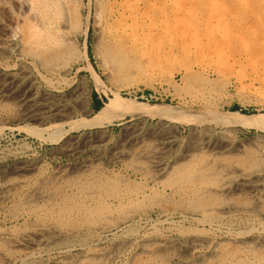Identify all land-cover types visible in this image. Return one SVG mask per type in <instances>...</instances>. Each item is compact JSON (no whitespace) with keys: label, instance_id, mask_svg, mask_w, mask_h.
I'll return each instance as SVG.
<instances>
[{"label":"rangeland","instance_id":"374dc122","mask_svg":"<svg viewBox=\"0 0 264 264\" xmlns=\"http://www.w3.org/2000/svg\"><path fill=\"white\" fill-rule=\"evenodd\" d=\"M112 1L66 0L70 5L68 6L78 13L75 17L77 18L76 23L69 24V27L64 32H61V38L59 37L56 43L49 47L50 50L48 52L52 54V58L44 60L48 66L40 65L38 67L37 61H32L27 56H21L20 53L14 50L8 51V54L7 52L0 53V122L3 124V126L1 125L2 129L0 126V187L7 185L15 178L18 180L22 179L25 184L8 191L12 192L11 194L15 201L21 195V192L24 195L38 178H49L50 181H48L47 188L51 189L50 186L53 187L60 184L64 181L65 176H71L74 174L72 172H76V170L78 172L82 168H87L86 172L90 173L91 169L96 171H91V173L94 176L97 175L98 178L105 182L104 187L112 184L116 186L115 190H109L108 188L103 190L101 198L109 204L118 205L116 207H123V209H132V207L134 209L143 205L153 207L154 211L152 210L150 213L147 218L148 221L141 225L142 228L140 227L137 230V217H134L123 224H118L116 229H113L116 238H123L121 236L130 229L133 231L137 230V234L135 240L133 238L134 242L132 240L125 249L126 251L123 250L115 255L109 264H132L133 262L135 264L136 261L148 257L145 253H140L139 236L149 230V222L160 218L158 209L164 206H171V199H169V202L168 198L173 197L176 200L173 198L172 202H179L183 206L187 204L185 202L187 197L183 192L175 194L171 192L170 187L153 182L147 176L151 168L143 166L140 170V168L136 169L129 163V160H132L130 157L134 156L136 152L138 153V151L145 148H150L151 150L152 147L153 150L159 151L163 146V148L167 147L166 149L169 150L166 153L168 163L173 165L174 161L182 160L181 158L185 151L191 149L195 143H210V147L214 146L215 149L211 147L209 150L204 148L207 151L204 149L196 150V153L201 154L204 152L201 157L205 160L210 159V168L216 169L218 166H226L229 169L242 159L249 161L250 154L254 157L255 163L253 160L252 163L256 168L264 167V16L261 15V19H251V15L247 12V8H254L263 12L264 0L263 2H261L262 0H244L245 3L243 0H137L138 2L129 0L132 4L139 5L140 9L142 8L139 11L140 13H145L138 17L139 21L136 23L134 30L126 32L128 38L126 36L117 48L114 45L109 48V39L102 23L99 22V17L97 18L99 13L97 10H101L102 6ZM156 1H158L157 4ZM260 4L262 5L260 6ZM98 5L100 6L98 7ZM244 6L247 7L244 9ZM241 9L245 10L247 15ZM213 10H215L214 13L212 12ZM237 16H240V18ZM96 22L99 24L97 25ZM253 27L254 29H252ZM203 28L205 29L202 30ZM236 32L240 34H238L239 37ZM207 33L208 35H206ZM225 33L228 35L227 38L224 35ZM128 34L132 35L134 40H131ZM253 34L254 36H252ZM212 36H214L215 41ZM240 36H243L242 38L245 41L242 42L244 39H241ZM62 37H64V40ZM216 37H218L217 40ZM204 40L207 42H204ZM212 41L213 43H211ZM210 45L213 46L210 47ZM206 46L209 50L204 48ZM223 46L224 49H222ZM247 47L248 49H246ZM213 48L216 52L219 50L217 53H220H214ZM210 49H213V51ZM202 52H205L204 55ZM221 52H223L224 56L221 55ZM201 53L202 58H200ZM43 55L46 56V52ZM217 56H220V58ZM221 57L226 60L223 59L220 62ZM198 58L200 59L198 60ZM28 61L31 62L28 63ZM218 62H220L219 65ZM233 63L235 64L233 65ZM198 64L201 65L199 66ZM237 67L240 69L237 70ZM64 69L65 72L63 73ZM21 70H26V75L23 76ZM196 84L198 85L196 86ZM114 94H118L127 100L134 99L135 102H140L141 105L132 103L131 111L126 110V108L116 109L103 118L100 128L81 125L83 121L91 118L94 112L107 102L109 98L113 97ZM60 105L62 109H60ZM147 105L150 107L158 106L156 107L158 112L142 113L140 107ZM45 108L51 109L50 112H47V116L45 115L41 119L30 116L32 111L33 113H39L38 111H44L46 110ZM35 109L36 111H34ZM26 110L27 114H25ZM231 112L244 114L245 117L243 118L250 122L243 126L238 125L231 128L224 126L220 122V118L222 116L231 118ZM28 114L29 117H27ZM133 131L136 132L134 133ZM64 144L70 147L69 150L64 151L62 149L65 146ZM127 146L131 149L129 148L130 153L125 155L126 157L123 156L125 159L123 157L116 158L117 155L115 154L120 151L119 149L122 147L128 149ZM238 151L239 155H237ZM228 153H231V155L235 154L231 157ZM155 154L158 153L155 152ZM246 154L247 157H245ZM225 155L229 156L226 157ZM235 155L237 156L236 158L234 157ZM237 159L240 160L238 161ZM15 167L18 170H15ZM160 176V180H162V177L166 178L164 175ZM207 176H209V173H207ZM218 179V177H215V180H210L208 182L209 187L210 185L211 187H216L219 182ZM230 186L232 187V192L230 193L234 194V196L230 194L228 197L229 193H227L224 197L220 196V198L225 202L229 201L237 205L241 203V205L248 208L250 206L253 208L254 204L259 201L253 208L254 217L257 216L256 218L258 219L257 223L249 219L251 215H248V217L245 214H236L233 217H225L226 221L224 219V223L230 232H227V234L217 232L219 235H216V232L211 234L212 232H208L205 230L206 228L204 229L205 231H203V228H197L200 226L192 219L178 216L174 218L173 223L161 222L162 224L158 223L157 227L165 232L171 230L173 234L179 231V234L187 236L189 233L193 234L196 232L195 234L200 235L209 234L208 236L213 237L215 240H219V238L225 239L222 247L226 250L233 247L238 249L239 247L237 250L239 258L247 259L249 261L248 264H253L254 262V264H263L264 197L260 196L259 200H257L256 197L253 199V195L248 193H240L239 195V192L235 191V189L233 190V184ZM161 187L163 188L161 189ZM163 196L164 198H162ZM178 198L181 200H177ZM240 198L241 200H239ZM245 199H248L249 203ZM12 200L2 201V204L9 205ZM152 200L153 202H151ZM155 204L157 205L155 206ZM116 213H119V209ZM188 216L192 215L188 214ZM194 216L197 215L194 214ZM21 220L11 219L9 215L4 213V210L2 212V209H0V230H4V228L19 230L23 228ZM135 221L136 223H134ZM16 222L18 225H16ZM259 224H262L261 228ZM170 225H173V227H169ZM227 229L226 231H228ZM238 232L240 237L235 239L228 238L229 234H234L235 236ZM258 235L260 237L262 235V237L259 238ZM111 237L108 236L100 244L102 247L104 246L105 250L111 246ZM243 238L247 239L243 240ZM179 241L180 239H174V244L171 248L157 252L158 256L161 255V258L165 255L161 259L163 264H187L189 261L190 263L194 262V264H217V262L209 261L207 258L200 259L199 256L203 255L202 250L187 253L184 250V244ZM243 245L246 246L244 247ZM197 257L199 260H196L198 259Z\"/></svg>","mask_w":264,"mask_h":264},{"label":"bare ground","instance_id":"6f19581e","mask_svg":"<svg viewBox=\"0 0 264 264\" xmlns=\"http://www.w3.org/2000/svg\"><path fill=\"white\" fill-rule=\"evenodd\" d=\"M245 1H247V0H245ZM98 2H99V0H98ZM157 2L158 1H156V4H157ZM208 2H207V4H208ZM243 2H244V0H243ZM261 2H263V0ZM249 3H250V1H249ZM258 3H259V1H258ZM68 5L69 4L66 2V0H0V53L2 54V53L7 52V54H8V51L14 50L15 52L17 51V53H20L21 56H24V57L27 56V58L31 59L32 61L33 60L37 61L38 65H39L38 67H40V65L45 67L47 64L45 63L44 60L46 58L47 59L52 58V54H50L48 52L50 50L49 47L50 46L52 47V45L56 43V40L59 39L60 36H62L61 32H64L69 27V24L72 25V24L76 23L75 21L77 18H75V17L77 16L78 13L75 12L76 10L74 11L73 8L71 9L69 7L70 5L69 6ZM94 5H96V4H94ZM243 5H245V4H243ZM261 5L262 4H260V6ZM99 6L100 5H98V7ZM161 6H163V5H161ZM258 6H259V4H258ZM246 7L247 6H244V9ZM95 8L97 10V6ZM240 8H242V7H240ZM141 9H140L139 5L132 4L129 0H113L111 3H106L104 6H102L101 10L98 9L97 10L99 12L98 14L95 11L97 14V18L99 17V22L102 23L103 28L105 29V32L108 36L109 48H111L113 45L115 46V48H117V46L120 45V42H122V40H124L126 38V36H127L126 32H128L129 30H131V32H132L134 30V28L136 27V23H138V21H139L138 17L142 16V14L145 13V12L140 13L139 11ZM263 9H264V7H263ZM247 10H248L247 12L251 15V19L252 18L261 19L260 16L261 15L264 16V11L263 12L261 11L262 12L261 13L260 11L254 9V8H250V9L247 8ZM200 11H201V9H200ZM212 12L214 13L215 10H213ZM96 14H94V15H96ZM240 14H241V12H240ZM182 15H183V13H182ZM245 15H247L246 11H245ZM185 16H187V15H185ZM226 17L229 18L228 16H226ZM238 18H240V16ZM242 18H244V17H242ZM159 19H161V18H159ZM211 19H212V17H211ZM235 19H236V16H235ZM96 21H98V20H96ZM208 23H209V21H208ZM260 23H262V22H260ZM96 24L98 25L99 23L96 22ZM234 26H236V25H234ZM234 26H232V27H234ZM232 27H231V29H232ZM254 27L252 29H254ZM204 29L205 28H203L202 30H204ZM207 29H208V27H207ZM136 30H137V28H136ZM225 30H227V29H225ZM231 31H230V33H231ZM169 32H171V31H169ZM234 32H235V30H234ZM234 32H232V33H234ZM250 33H249V35H250ZM238 34L239 33H237V35ZM128 35L131 37V40H134L132 35H130V34H128ZM206 35H208V33ZM224 35H226V33ZM224 35H223V37H224ZM239 35H238V37H239ZM241 35H243V34H241ZM199 36H201V35H199ZM227 36L228 35H226V38H227ZM252 36H254V34ZM64 37H62L63 40H64ZM212 37L214 38V36H212ZM212 37H211V39H212ZM242 37H241V39H244ZM127 38H128V36H127ZM217 38L218 37H216V40H217ZM205 39H207V38H205ZM236 39H238V38H236ZM223 40H225V39H223ZM168 41H169V38H168ZM187 41H188V39H187ZM214 41H215V38H214ZM243 41H245V39L242 40V42ZM204 42H207V41L204 40ZM208 42H209V40H208ZM211 43H213V41ZM223 43L225 44V42H223ZM250 44H252V43H250ZM254 45H256V44H254ZM212 46L210 45V47H212ZM241 47H242V45H241ZM178 48H179V46H178ZM204 48H207V46ZM214 48L216 49V47H214ZM225 48H226V46H225ZM213 49H210V50L213 51ZM215 49H214V51H215ZM222 49H224V46L222 47ZM246 49H248V47ZM204 50L207 51V50H209V48H207V50L206 49H204ZM212 51H211V53H213ZM45 52H46V56L43 55ZM196 52H197V50H196ZM217 52L215 51L214 53H216V54L220 53V52L219 53H217ZM178 53H180V52H178ZM202 53L200 54L201 57L199 56L200 58H202ZM204 53H203V55H204ZM211 53H210V55H211ZM222 53L223 52H221V55L224 56ZM224 54L226 56L225 52H224ZM194 55H197V54H194ZM247 55H246V57H248ZM205 56H206V54H205ZM220 56H217V57L220 58ZM244 56H245V54H244ZM215 57H216V55H215ZM200 58H198V60ZM223 59H225V58H223ZM223 59L221 57L220 62L223 61ZM252 59H253V57H252ZM201 60H203V59H201ZM206 60H207V57H206ZM24 61H25V59H24ZM227 61H228V59H227ZM29 62H31V61H28V63ZM220 62H218V65ZM204 63H205V61H204ZM201 64H202V62H201ZM222 64H223V62H222ZM226 64H228V63H226ZM234 64L235 63H233V65ZM34 66H37V65H34ZM221 66H224V65H221ZM231 66H232V63H231ZM203 67H201V68L203 69ZM225 67H227V66H225ZM228 68H230V67H228ZM42 69H44V68H42ZM49 69H52V68H49ZM65 69H64L63 73L65 72ZM239 69L237 67V70H239ZM53 70H55V69H53ZM27 71L29 72V70H27ZM234 71H235V69H234ZM21 74L23 76L26 75V70L22 71ZM15 75H19V74H15ZM1 76H3V75H1ZM242 77H241V79H242ZM197 85L198 84H196V86ZM132 103L133 104L136 103V105H141L140 102H135L134 99L133 100H131V99L127 100V99L122 98L118 94H114L113 97L109 98L107 100V102H105L97 111L94 112V114H93V116H91V118H88L87 120L83 121V123L81 125L82 126H85V125L95 126V127L100 128L102 126L101 123L103 121V118H105L107 115H109L110 113H112L116 109L118 110V109H125L126 108V110H130V108L133 106ZM156 107H158V106H156ZM156 107H150L147 105V106L140 107V110H142V113H145V112L146 113H151V112L154 113V111L158 112V109ZM33 109H34V107H33ZM36 109L34 111H36ZM41 109H43V108H41ZM60 109H62V106ZM50 110L51 109H46L44 111L40 110L41 112L38 111L39 113H36V112L33 113V111H32L31 112L32 115H30V116L31 117L34 116L36 118L41 119L46 114H48L47 112L48 111L50 112ZM135 113H136V111H135ZM231 113H232L231 118H226V117L224 118L223 116H222V118H220V122L222 124H224V126L231 128L232 126L233 127L238 126V125L243 126V125H246L250 122L249 120H245L243 118V117H245L244 114H239L237 112H231ZM25 114H27V110H26ZM20 117H23V116H20ZM27 117H29V114ZM51 117H52V115H51ZM1 125L3 126V124L0 122V126ZM2 126H1V129H2ZM130 133H132V132H130ZM132 138H135V137H132ZM165 141H166V139H165ZM209 144L210 143H208V144L195 143L191 149H188L185 151L184 155L181 158L182 160H178V161L176 160V162L174 161V164L172 163L173 165L170 164L171 166L169 165L168 158L166 156L167 155L166 153L169 152V150L166 149L167 147L163 148L164 147L163 145H162L163 147L159 151H157V150L155 151V149L153 150V147L151 150H150V148L149 149L145 148V149H141L140 151H138V153L136 152L134 154V156L130 157V158H132V160H129V163L133 167H135L136 169L140 168V170H141V168L143 166H145L147 168L148 167L151 168L150 172L147 173V176L150 179H152L153 182L155 181V182H158L159 184H163V186L165 185V186L170 187L172 193H175V194L178 193L179 194L180 192H183V194L187 197V198L184 197L187 199L185 201V202H187L186 206H183L182 204L180 205L179 202H172V199L174 198L172 196L173 198H168V200L171 199V202L169 200V202L171 203V206H166V207L164 206L163 208L158 209V212L160 214V218H157L156 220L149 222V224H150L149 230L146 232L142 231L143 233L139 236L140 237V240H139L140 246L139 247H140L141 252L139 250L138 251L140 253H145L146 255H148V257H146V258L144 257L145 259L140 260V261H136V262H138L137 264H163L162 263L163 261L161 259L164 258L165 255L162 256V258H161L160 257L161 255L158 256V253L162 250H167V249L171 248L174 244V239H178V240L180 239L179 242L184 244V247H185L184 250H186L187 253H193V252H196L198 250H200V251L202 250L203 255L199 256L200 259L207 258L209 261L217 262V264H248L249 261L247 259L244 260V259H242L243 257L239 258V256L237 255V252H238L237 250L239 249V247H238V249H236L237 245L235 246L236 248L233 247L232 249H228V250H226L224 247H222L225 239L219 238V240H215L213 237L208 236L209 234L208 235H205V234L200 235V234H195L196 232L193 234L189 233L187 236L179 234V231H176L178 233L174 232L176 234H173L172 233L173 231H171V230L169 232H165V231L159 229V227H157V224L161 223V222H167V223L172 222L173 223L174 218L176 216H178L180 218L192 219V220L196 221L195 223H197L200 226L197 228H203V231H205V230H207L208 232L211 231L212 232V233L210 232L211 234L216 232V235H219V234H217V232L226 233V234H227V232L228 233L230 232V230H228L227 227L225 226V223H224V219L226 221L225 217H233L236 214H242V215L245 214L247 216L251 215L249 219H251L254 222H256L258 220L256 218L257 216L254 217L255 215L253 214L254 213L253 208L257 203H259V201L256 204L253 203L254 204L253 208H251V206L248 208L244 205H241V203H240V205H237V204L230 203L229 201L225 202V201H223V199L220 198V196L224 197L225 194L229 193L227 195L229 197V195L232 194V193H230V192H232L231 191L232 187L230 185L233 184V187H234L233 190L235 189V191L239 192V195H240V193H248V194L253 195V197H254L253 199H255V197H256L257 200H259L260 196L264 197V167L262 166V168H256L255 165L252 163V160L254 162V157H252V154H250L249 161L248 160L246 161L243 159L241 161H239L240 159L239 160L237 159L239 162L236 164H233V166L230 165L231 168H229V169L226 168V166L225 167H221V166L217 167L216 165H218V164L215 165V167H217L216 169L210 168V166H211L210 165V162H211L210 159L205 160L204 158L201 157V156H203L202 154H204V152L201 154L196 153L197 152L196 150L200 151V150H203L204 148H207V150H209V148L211 149L212 146L210 147ZM64 145L65 146H63L62 149L64 151L69 150L70 147L66 144H64ZM123 147L121 149H119L120 151H118L117 154H115V155H117L116 158H122L123 156L130 153V150H129L130 147L127 146L128 149H125ZM237 147H239V146H237ZM212 148H214V146ZM207 150H205V151H207ZM155 152L158 154H155ZM231 153L230 154L228 153V154L231 155ZM235 153H233V154H235ZM220 154H222V153H220ZM253 154H254V152H253ZM229 155H225V156L228 157ZM232 155H231V157H233ZM237 155H239V151H238ZM212 156H210V157H212ZM225 156H224V158H225ZM234 157L236 158L237 156L235 155ZM242 157H243V155H242ZM245 157H247V154ZM239 158H240V156H239ZM115 159H112V160H115ZM117 160H119V159H117ZM126 163H128V162L126 161ZM237 167H239V168L236 169ZM15 170H18V168H16ZM26 170H27V167H26ZM74 171H75V169H74ZM86 171H87V168L86 169L82 168L78 172H77V170H76V172H72L74 174H72L71 176L69 175L67 177L65 176L64 181H62L60 184L54 185L53 187L50 186L51 189L47 188L48 181H50L49 178H46V177H45L46 179L43 177L41 179L38 178V180L36 179L37 180L36 182L34 180L35 183L31 187H29V189L27 191L25 190L26 193L24 192L25 193L24 195L20 191L22 196L20 194H18L20 196L15 201L13 199V195L11 194L12 192H8V191L12 190V188H14V187L21 186V185L25 184V183H23L22 179L18 180L17 178H15V179L11 180L7 185L0 187V209H2V212L4 210V213L9 215L11 219H14V220L22 219L21 223H23V228H21L19 230H12V229H8V228L7 229L4 228V230H0V264H10V263H12V264H109L111 259L114 258L115 255L121 253L123 250H125L130 245L133 238L135 240L137 230L140 227L142 228L141 225L142 224L144 225L148 221L147 218L150 216V213L152 212L153 207L148 206L146 204L147 206H144V205L140 206L139 205L140 207H137L134 209L132 207V209L128 208V209H130V210H128V209H123V207L122 208L116 207L118 205L115 206V205L109 204L106 200L101 198L103 196V190H104V188H108L109 190H115L116 186L114 184H112L111 186L104 187L105 182H103L100 178H98L97 175L94 176L91 173V171H93V172H96V171L91 169V171H90L91 174L89 172H86ZM207 173H209V176H207ZM143 174H144V172H143ZM54 175H56V174H54ZM160 175H164L166 178L162 177V180H160L159 179L161 177ZM142 176H145V175H142ZM52 177H53V175H52ZM54 177L56 178V176H54ZM215 177L219 178L218 179L219 182L217 183L216 187L215 186L211 187V185L209 187L208 182L212 179L215 180ZM163 178H164V180H163ZM152 188H153V186H152ZM162 188L163 187H161V189ZM143 193H145V192H143ZM232 195L234 196V194H232ZM232 195H231V197H232ZM150 198H151V196H150ZM162 198H164V196ZM160 199H161V197H160ZM174 199L176 200V198H174ZM6 200H10V201L12 200V202H10L11 204H9V203H8L9 205L2 204ZM177 200H181V199L178 198ZM239 200H241V198ZM245 200L247 201L248 199H245ZM162 201H164V200H162ZM162 201H159V202H162ZM256 201H252V202H256ZM263 201H264V198H263ZM147 202H149V201H147ZM151 202H153V200ZM159 202H157V203H159ZM166 202H167V199H166ZM162 203H164V202H162ZM247 203H249V201H247ZM247 203H245V204H247ZM134 204H138V203H134ZM149 205H150V203H149ZM156 205L157 204H155V206ZM118 209H119V213H116V211ZM188 214H190L192 216L187 217ZM194 214H196L198 217L194 216ZM134 217H137V219H136L137 220V227H136L137 230L133 231L132 229L129 228L131 230V232H129L130 230H127L126 233L123 236H121L123 238H116L114 236L115 231H113V229H116L118 224H121V223L123 224L124 222H126V221H128ZM246 220H248V219L246 218ZM259 222H261V221L259 220ZM134 223H136V221ZM161 224H159V225H161ZM16 225H18L17 222H16ZM261 225H260V228H261ZM131 226H132V224H131ZM171 226L173 227V225H170L169 227H171ZM134 228H135V226H134ZM226 229L228 231H226ZM173 230L175 231V229H173ZM256 230H257V228H256ZM240 232H243V231H240ZM234 234H235V232H234ZM234 234L233 235L229 234L228 238L235 239L236 237L237 238L240 237L239 232L235 236H234ZM238 234H239V236H237ZM244 235H246V234H244ZM108 236H112L111 237L112 243L110 244L111 246L105 250V248H103L104 246L102 247L100 244ZM261 237H262V235H261ZM261 237L259 236V238H261ZM246 239L247 238H245V239L243 238V240H246ZM134 240H133V242H134ZM260 243H262V242H260ZM262 244L264 245V243H262ZM245 251L247 252V250H245ZM202 252H200V253H202ZM199 258L198 259L193 258V259L199 260ZM259 258H260V256H259ZM136 262H135V264H136ZM203 262H204V260H203ZM187 264H194V262L190 263V261H189V263H187ZM202 264H204V263H202Z\"/></svg>","mask_w":264,"mask_h":264}]
</instances>
